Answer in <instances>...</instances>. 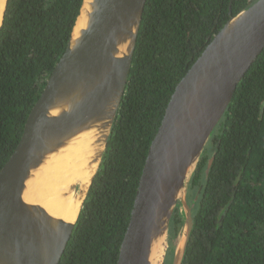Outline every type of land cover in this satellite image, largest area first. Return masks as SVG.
<instances>
[{"label": "trees", "instance_id": "16d2710c", "mask_svg": "<svg viewBox=\"0 0 264 264\" xmlns=\"http://www.w3.org/2000/svg\"><path fill=\"white\" fill-rule=\"evenodd\" d=\"M255 0H147L101 166L59 264H117L149 148L183 76ZM83 0H8L0 29V170L64 53ZM213 158L212 163L210 160ZM183 264H264V49L237 84L188 186ZM178 203L165 264L184 225Z\"/></svg>", "mask_w": 264, "mask_h": 264}, {"label": "water", "instance_id": "95a60500", "mask_svg": "<svg viewBox=\"0 0 264 264\" xmlns=\"http://www.w3.org/2000/svg\"><path fill=\"white\" fill-rule=\"evenodd\" d=\"M146 2L83 0L67 47L0 170V264L60 263L108 146ZM263 49L264 0H255L229 18L179 81L151 142L117 264H154L157 248H168L178 203L185 219L172 264H183L194 225L189 182ZM68 154L81 155L72 181L41 203L28 201L38 180ZM72 194L66 215L48 211Z\"/></svg>", "mask_w": 264, "mask_h": 264}, {"label": "bare ground", "instance_id": "6f19581e", "mask_svg": "<svg viewBox=\"0 0 264 264\" xmlns=\"http://www.w3.org/2000/svg\"><path fill=\"white\" fill-rule=\"evenodd\" d=\"M6 0H0V22L5 8ZM81 164L80 154H68L60 158V160L50 167L46 174L42 176L37 185L30 191L27 199L33 203H41L49 197L59 193L66 183L72 181L76 168ZM73 194L66 200L55 205H49L48 211L57 217L66 215L70 207ZM165 246L156 250L157 257L154 264H160L164 256Z\"/></svg>", "mask_w": 264, "mask_h": 264}, {"label": "rangeland", "instance_id": "374dc122", "mask_svg": "<svg viewBox=\"0 0 264 264\" xmlns=\"http://www.w3.org/2000/svg\"><path fill=\"white\" fill-rule=\"evenodd\" d=\"M165 250H164V252L166 251V249H167V247L166 248H164Z\"/></svg>", "mask_w": 264, "mask_h": 264}]
</instances>
